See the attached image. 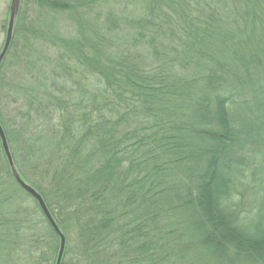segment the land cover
<instances>
[{"label":"trees","instance_id":"trees-1","mask_svg":"<svg viewBox=\"0 0 264 264\" xmlns=\"http://www.w3.org/2000/svg\"><path fill=\"white\" fill-rule=\"evenodd\" d=\"M5 90L61 264H264V0H20ZM58 251L0 141V264Z\"/></svg>","mask_w":264,"mask_h":264},{"label":"water","instance_id":"water-1","mask_svg":"<svg viewBox=\"0 0 264 264\" xmlns=\"http://www.w3.org/2000/svg\"><path fill=\"white\" fill-rule=\"evenodd\" d=\"M19 3L20 0H11L10 6H9V11H8V23H7V29H6V33H5V39H4V43L2 46V49L0 51V66L1 63L3 61V59L5 58L10 44H11V40H12V34H13V28H14V22L18 13V9H19ZM0 141H1V146L3 149V152L5 154L12 178L14 179V181L27 193L29 194L38 204L40 210L42 211L43 215L45 216L46 220L48 221V223L50 224V226L52 227V229L54 230V232L57 234L58 238H59V251H58V255H57V259H56V263L55 264H61V260L63 257V253L65 250V237L64 235L61 233V231L59 230L58 226L56 225V223L54 222L53 218L51 217L43 199L41 198V196L36 192V190H34V188H32L30 185H28L26 182H24L20 175L18 174V172L16 171L11 155H10V151L8 148V144L4 135V132L0 126Z\"/></svg>","mask_w":264,"mask_h":264},{"label":"rangeland","instance_id":"rangeland-1","mask_svg":"<svg viewBox=\"0 0 264 264\" xmlns=\"http://www.w3.org/2000/svg\"><path fill=\"white\" fill-rule=\"evenodd\" d=\"M11 0H0V51L2 49L3 43H4V38H5V32L2 31V26L5 23V18L8 15V11H9V6H10ZM18 70L15 69L14 67L9 68V70H7L5 72V78H4V85L6 86V84L8 83H16L18 81V77L20 75L15 74V72H17ZM6 89V88H5ZM1 104L0 105V110L2 108L3 110V114L5 115H9V116H13L18 110L19 108L22 107L23 104V100H18L17 103L15 102H11L10 98H8L7 96V92L6 90L1 94ZM43 166V164H40L38 167ZM26 173V172H25ZM28 179L31 182H34L35 184H41L42 185V189L44 191V188H46V182H40V180H38L37 178L33 177V175H28ZM45 184V185H44ZM65 241H66V246L68 249H74V233L73 231L70 229V231H65ZM76 253H72L70 258H73V256Z\"/></svg>","mask_w":264,"mask_h":264}]
</instances>
